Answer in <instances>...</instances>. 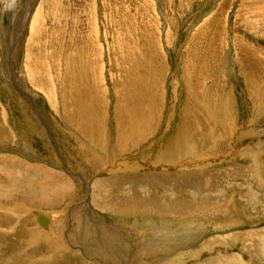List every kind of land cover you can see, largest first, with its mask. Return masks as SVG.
<instances>
[{"label":"rangeland","instance_id":"374dc122","mask_svg":"<svg viewBox=\"0 0 264 264\" xmlns=\"http://www.w3.org/2000/svg\"><path fill=\"white\" fill-rule=\"evenodd\" d=\"M263 245L264 0H0V264H264Z\"/></svg>","mask_w":264,"mask_h":264},{"label":"bare ground","instance_id":"6f19581e","mask_svg":"<svg viewBox=\"0 0 264 264\" xmlns=\"http://www.w3.org/2000/svg\"><path fill=\"white\" fill-rule=\"evenodd\" d=\"M8 5H9V3H8ZM16 4H14V5H12V6H15ZM12 6H9L10 8H12ZM9 9V8H8ZM13 10V9H12ZM34 20V19H33ZM34 22V21H33ZM226 111V110H225ZM257 115V114H256ZM260 115V114H259ZM229 117V116H228ZM227 117V115H226V118H228ZM230 118V117H229ZM232 119V118H231ZM255 120V119H254ZM219 125V124H218ZM228 125V124H227ZM229 127V126H228ZM75 135V134H74ZM81 141V140H80ZM104 141H106V140H104ZM230 142V141H229ZM80 142H78V144H79ZM82 143V142H81ZM80 143V144H81ZM213 144V143H212ZM104 147V146H103ZM90 149V148H89ZM92 149V148H91ZM186 150V149H185ZM226 150V149H225ZM221 151V153L224 151V149H222V150H220ZM92 152V151H91ZM101 154V153H100ZM103 154V153H102ZM101 154V155H102ZM166 154V153H165ZM217 154H220L219 152L217 153ZM223 154V153H222ZM108 155V154H107ZM118 156V155H117ZM214 156V155H213ZM88 157V156H87ZM102 157H104V156H102ZM126 158V157H125ZM108 159V158H107ZM163 159V158H162ZM186 159V158H185ZM188 160H189V158H187ZM194 159V158H193ZM106 160V159H105ZM155 160V159H154ZM188 160H186V161H188ZM192 160V159H191ZM207 160V159H206ZM156 161V160H155ZM166 161V160H165ZM193 161H197V160H193ZM125 162V161H124ZM88 163V162H87ZM92 163L93 164H91V166L93 167H95L94 169L95 170H97L98 169V166L97 165H100V164H102L103 165V163L104 162H99V161H95V160H93L92 161ZM109 165H110V167H112V166H114L113 165V163H112V159H110V160H108V162H107ZM156 163V162H155ZM107 164V165H108ZM117 165V164H116ZM175 165H177V164H175ZM189 165V164H188ZM105 167H106V165H105ZM114 168V167H113ZM131 168H132V166H131ZM102 169H104V168H102ZM110 169V168H109ZM117 169V168H116ZM121 169V168H120ZM133 170V169H132ZM109 172H110V170H109ZM95 173H96V171H95ZM94 177V176H93ZM84 179V178H83ZM169 179V178H168ZM97 181V180H96ZM108 182V181H107ZM107 182H103V183H100V182H97V183H94L93 184V188L95 189L94 190V192L97 194L98 193V190L102 187V185H106V183ZM109 184V183H108ZM108 186V185H107ZM98 187H99V189H98ZM106 187V186H105ZM89 188H90V186H89ZM92 188V189H93ZM88 191H90V189L88 190ZM107 191V190H106ZM92 194V195H96V194ZM100 195V194H99ZM93 196V200H95L96 198ZM88 204V203H87ZM79 205V204H78ZM220 206V205H219ZM78 209H79V207H78ZM78 212H79V210H78ZM155 213V212H154ZM42 213H40V212H38V211H34V212H32V215L36 218V220H35V222H36V224L41 228V229H43V230H46V231H48L47 230V228H49L50 229V227H49V221H48V218H46L45 216H43V215H41ZM72 215V214H71ZM38 216L39 217H43L45 220H46V224H45V226H41L40 224H39V219H38ZM80 218H77L76 220H78L77 222H80V220H79ZM84 220V218L82 217V221ZM86 222V221H85ZM87 223V222H86ZM49 224V225H48ZM90 226V225H89ZM75 229V228H74ZM81 229V230H80ZM79 230H80V232L81 233H83L84 235H88L89 234V232L87 231L88 230V226L87 225H85V223L83 222V226H81V228H80ZM77 230V229H76ZM188 230L189 229H186L185 228V230L182 232L183 234H181L182 236H177L178 238H176V240L174 239V237H176V236H173V235H168V234H166L167 236H165V235H163V236H165V237H161L162 235L161 234H157V236L155 237V240H153V241H150V242H152V244H156L154 247H153V249H159V250H162V249H164L165 247H168L169 245H171V246H173V248L176 250V248H180V245H181V243H183L184 245H186V246H190V243H192L193 244V239L194 238H192V234H190L189 235V233H188ZM56 231V228L54 229V232ZM175 231V230H174ZM182 231V230H181ZM185 231H187V232H185ZM53 232V231H52ZM50 233V234H48L49 236L50 235H52L54 238H59L58 236H59V233H58V231H56V233H57V235H56V233ZM229 232V231H228ZM162 233V232H161ZM173 233V232H172ZM45 234V233H44ZM74 235V234H73ZM155 235V234H154ZM133 236V235H132ZM139 236V235H138ZM76 237H78V236H76ZM76 237H74V238H76ZM169 237V238H168ZM73 238V237H72ZM49 239V238H48ZM103 239V240H102ZM101 240L102 241H100V243L103 245L102 247L103 248H105L106 250H107V252L108 253H110L111 254V258H112V240L111 239H109L108 238V236H107V239H105V236H104V238H102ZM143 239V238H142ZM151 239H154L153 237L151 238ZM150 239V240H151ZM156 239L158 240V241H164V242H166L165 244H163L162 246H164V245H167V246H164L163 248L162 247H160V246H158V242L156 241ZM166 239H169V240H166ZM262 239V238H261ZM52 240H53V238H52ZM57 240V242L58 243H60L61 244V246H62V243L64 244V242L62 241V238H60V242L58 241V239H56ZM75 240V242H77V240L76 239H74ZM116 240V239H115ZM32 241V240H31ZM72 241H73V239H72ZM55 243H56V241H54ZM74 242V241H73ZM135 242H136V240H135ZM163 242V243H164ZM29 243V242H28ZM54 243V244H55ZM57 244V243H56ZM76 244V243H75ZM74 244V245H75ZM161 244V243H160ZM169 244V245H168ZM65 245V244H64ZM146 245V244H145ZM54 246V245H53ZM66 246V245H65ZM72 246H73V244H72ZM99 246V245H98ZM101 246V245H100ZM115 246V245H114ZM150 246V245H149ZM149 246H148V248H149ZM129 247V246H128ZM160 247V248H159ZM256 247V246H255ZM263 247H264V245H263ZM57 248V247H56ZM116 248V247H115ZM151 249H152V246L150 247ZM149 248V250H151ZM146 249V248H145ZM168 249V248H167ZM173 249V250H174ZM255 249V248H254ZM256 249H258V252H256L255 253V257L256 258H259V255L262 253V249L260 248V247H256ZM147 250V249H146ZM159 250L158 251H156V250H154V251H156V252H159ZM171 250V249H170ZM261 251V252H260ZM163 252V251H162ZM105 253L106 252H104L103 250H98V256H97V258L98 257H100V258H104L105 257ZM150 253V252H149ZM152 253V252H151ZM164 253H166L167 255H168V253L165 251ZM163 253V254H164ZM161 254V253H160ZM162 254V255H163ZM106 255H109V254H106ZM145 255H147V254H145ZM262 256H263V258H264V255L263 254H261ZM260 255V256H261ZM237 256V255H236ZM163 257V256H162ZM234 257V256H233ZM110 258V257H109ZM151 258L153 259V258H155V256L154 257H152V255H151ZM150 258V259H151ZM157 258V257H156ZM230 258V257H229ZM232 258V257H231ZM236 258V257H235ZM99 259V258H98ZM151 259V260H152ZM162 259H164V257L162 258ZM260 259H262V258H260ZM117 260V259H116ZM165 260V259H164ZM168 260H170V258H168ZM215 260V259H214ZM217 260V259H216ZM232 260H233V258H232ZM231 260V261H232ZM224 261V260H223ZM237 261V260H236ZM167 262V261H166Z\"/></svg>","mask_w":264,"mask_h":264},{"label":"water","instance_id":"95a60500","mask_svg":"<svg viewBox=\"0 0 264 264\" xmlns=\"http://www.w3.org/2000/svg\"><path fill=\"white\" fill-rule=\"evenodd\" d=\"M38 219H39V224L43 227V226H45V224H46V220L43 218V217H39L38 216Z\"/></svg>","mask_w":264,"mask_h":264},{"label":"crops","instance_id":"0c3cea01","mask_svg":"<svg viewBox=\"0 0 264 264\" xmlns=\"http://www.w3.org/2000/svg\"><path fill=\"white\" fill-rule=\"evenodd\" d=\"M47 175H48V173H47Z\"/></svg>","mask_w":264,"mask_h":264}]
</instances>
